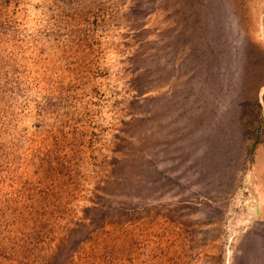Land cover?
Instances as JSON below:
<instances>
[{"label": "rangeland", "instance_id": "rangeland-1", "mask_svg": "<svg viewBox=\"0 0 264 264\" xmlns=\"http://www.w3.org/2000/svg\"><path fill=\"white\" fill-rule=\"evenodd\" d=\"M0 264H264V0H0Z\"/></svg>", "mask_w": 264, "mask_h": 264}]
</instances>
